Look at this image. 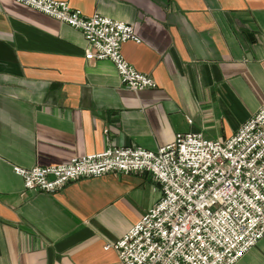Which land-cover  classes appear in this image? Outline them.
<instances>
[{
  "label": "crops",
  "instance_id": "0c3cea01",
  "mask_svg": "<svg viewBox=\"0 0 264 264\" xmlns=\"http://www.w3.org/2000/svg\"><path fill=\"white\" fill-rule=\"evenodd\" d=\"M134 26L124 59L154 90L125 89L86 60L79 30L0 0V264H120L104 250L160 199L146 173H109L54 193L13 167L65 164L108 143L155 152L179 133L224 141L264 104V0H59ZM236 264H264V237Z\"/></svg>",
  "mask_w": 264,
  "mask_h": 264
},
{
  "label": "built area",
  "instance_id": "2783aa9c",
  "mask_svg": "<svg viewBox=\"0 0 264 264\" xmlns=\"http://www.w3.org/2000/svg\"><path fill=\"white\" fill-rule=\"evenodd\" d=\"M79 30L86 60H109L131 92L154 90L121 53L140 44L134 26L95 13L85 16L66 1L13 0ZM24 191L54 193L85 178L146 173L161 197L121 239L105 244L120 264H236L264 237V104L224 141L179 133L155 152L110 143L97 154L46 167H13Z\"/></svg>",
  "mask_w": 264,
  "mask_h": 264
}]
</instances>
